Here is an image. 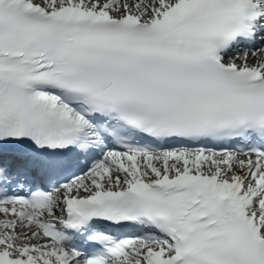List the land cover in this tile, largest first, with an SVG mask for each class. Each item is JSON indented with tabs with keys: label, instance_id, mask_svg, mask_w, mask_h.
Wrapping results in <instances>:
<instances>
[{
	"label": "snow or ice",
	"instance_id": "1",
	"mask_svg": "<svg viewBox=\"0 0 264 264\" xmlns=\"http://www.w3.org/2000/svg\"><path fill=\"white\" fill-rule=\"evenodd\" d=\"M0 264H264V0H0Z\"/></svg>",
	"mask_w": 264,
	"mask_h": 264
}]
</instances>
